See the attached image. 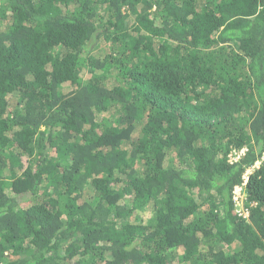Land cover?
Returning a JSON list of instances; mask_svg holds the SVG:
<instances>
[{
    "label": "trees",
    "instance_id": "obj_1",
    "mask_svg": "<svg viewBox=\"0 0 264 264\" xmlns=\"http://www.w3.org/2000/svg\"><path fill=\"white\" fill-rule=\"evenodd\" d=\"M0 264H264V0H0Z\"/></svg>",
    "mask_w": 264,
    "mask_h": 264
},
{
    "label": "rangeland",
    "instance_id": "obj_2",
    "mask_svg": "<svg viewBox=\"0 0 264 264\" xmlns=\"http://www.w3.org/2000/svg\"><path fill=\"white\" fill-rule=\"evenodd\" d=\"M235 159H237L236 156H231V160H235ZM257 165H258V163L256 164V166ZM238 195H239V192H238ZM150 213L151 212L149 211V209H144L143 212H139L138 213V215H139L138 216L139 221L142 222V223H147L148 220L150 219Z\"/></svg>",
    "mask_w": 264,
    "mask_h": 264
},
{
    "label": "built area",
    "instance_id": "obj_3",
    "mask_svg": "<svg viewBox=\"0 0 264 264\" xmlns=\"http://www.w3.org/2000/svg\"><path fill=\"white\" fill-rule=\"evenodd\" d=\"M245 181H246V179H245ZM243 185V184H242ZM236 190H235V200H241V188H239V187H236L235 188ZM238 192H239V195H238ZM239 203L240 202H237V204L239 205Z\"/></svg>",
    "mask_w": 264,
    "mask_h": 264
}]
</instances>
